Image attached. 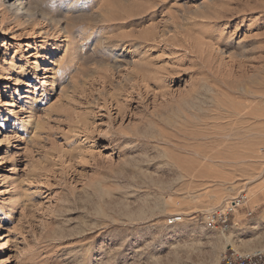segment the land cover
Returning <instances> with one entry per match:
<instances>
[{"label": "rangeland", "instance_id": "rangeland-1", "mask_svg": "<svg viewBox=\"0 0 264 264\" xmlns=\"http://www.w3.org/2000/svg\"><path fill=\"white\" fill-rule=\"evenodd\" d=\"M16 2L0 1V264L264 248V0ZM241 196L229 230L205 224Z\"/></svg>", "mask_w": 264, "mask_h": 264}, {"label": "built area", "instance_id": "built-area-1", "mask_svg": "<svg viewBox=\"0 0 264 264\" xmlns=\"http://www.w3.org/2000/svg\"><path fill=\"white\" fill-rule=\"evenodd\" d=\"M245 200L246 196L237 197L223 209L206 214L203 221L211 229L227 231L234 223L235 212L244 205ZM181 221L182 218H174L170 222L175 224ZM215 264H264V249L245 253L231 249L224 252Z\"/></svg>", "mask_w": 264, "mask_h": 264}, {"label": "bare ground", "instance_id": "bare-ground-1", "mask_svg": "<svg viewBox=\"0 0 264 264\" xmlns=\"http://www.w3.org/2000/svg\"><path fill=\"white\" fill-rule=\"evenodd\" d=\"M2 1V0H0ZM16 4L13 3V4H8L5 8L6 12H9V13H12L13 15L15 14L16 16L20 17L22 16V14H28L26 11H25V7H24V3L22 2V0H16ZM8 3H10L8 1ZM4 5V4H3ZM118 10L120 11V13H126V16H129L131 14L130 10H126L125 8H123L121 5H118ZM133 15V14H132ZM13 23V22H12ZM116 47H111V50H116L115 49ZM123 53L127 54V55H135L136 51L130 47H127L125 45H123ZM14 72V71H13ZM12 72V73H13ZM11 73V74H12ZM14 78L13 77H9L8 80H13ZM257 198H258V195L257 194H254ZM0 243H1V246H4L5 243H6V239L3 238V236H1V239H0ZM264 248H260L259 250H263Z\"/></svg>", "mask_w": 264, "mask_h": 264}]
</instances>
